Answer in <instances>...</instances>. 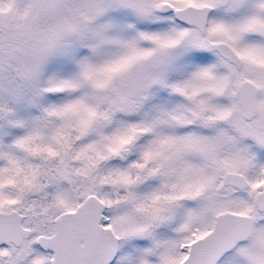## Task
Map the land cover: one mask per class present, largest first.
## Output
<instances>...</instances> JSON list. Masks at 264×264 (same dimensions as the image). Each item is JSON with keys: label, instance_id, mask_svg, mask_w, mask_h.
I'll list each match as a JSON object with an SVG mask.
<instances>
[{"label": "snow or ice", "instance_id": "6c2138e0", "mask_svg": "<svg viewBox=\"0 0 264 264\" xmlns=\"http://www.w3.org/2000/svg\"><path fill=\"white\" fill-rule=\"evenodd\" d=\"M0 264H264V0H0Z\"/></svg>", "mask_w": 264, "mask_h": 264}]
</instances>
